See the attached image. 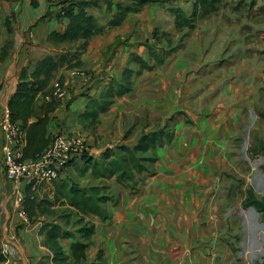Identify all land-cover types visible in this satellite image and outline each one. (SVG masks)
I'll return each mask as SVG.
<instances>
[{
	"label": "crops",
	"instance_id": "0c3cea01",
	"mask_svg": "<svg viewBox=\"0 0 264 264\" xmlns=\"http://www.w3.org/2000/svg\"><path fill=\"white\" fill-rule=\"evenodd\" d=\"M84 1L88 0H59L58 4L46 0H0V52L9 45L6 56L0 60V88L6 106L16 91L21 71L30 73L38 61L56 52L47 37L53 31L63 32L68 24V19L59 13L61 8ZM196 1L174 0V3L187 9ZM126 3L127 0H98L97 6L88 7L87 12L102 31L65 47L64 52L78 48L82 65L61 73L66 96L50 115L47 136L51 140L61 132L71 133L78 126V117L87 109L84 90L89 85L93 90L103 82H97V78L91 77L92 73L99 74L105 65L108 66L106 71L118 70L132 54L130 47L126 50L121 42L116 45L117 40L128 39L133 48L134 41L151 26L160 8L158 4L147 5L139 13H129L119 26H108L117 4ZM174 77L166 80L173 81ZM169 84L172 88L177 85ZM74 87L76 90L72 89ZM68 89L72 93L70 101ZM146 95L147 108L143 111L150 119L157 110L153 111L150 104L152 90ZM108 112L112 114L115 129H120L123 113L132 114L129 108L114 102ZM105 122L107 119L96 125L97 128ZM242 122L241 114L238 117L234 111L222 108L214 110L209 121L199 122L196 136L181 135L182 121L176 122L172 141L154 149L156 161L146 165L148 173L140 178L136 191L119 186L116 190L119 200L112 203L104 221L96 216L85 217V222L94 226L85 258L75 263L71 252V244L83 242L81 235L59 241L68 263L262 264L264 223L261 217L246 214L245 194L241 197L234 193L236 182L245 175L242 177L241 172L231 170L229 165L241 157L231 144L233 136L244 127ZM58 181L56 184L72 185L64 174ZM56 184L42 183L35 188L38 200L53 204L41 207L49 212L23 222L14 205V183L6 177L0 155V228H6L5 233L1 232L0 241L13 249V264H56L53 253L45 247L48 226L56 225L63 230L65 227H62L68 225L57 209L76 213L56 201ZM27 186L24 180L17 184L23 194ZM101 207L104 209V205Z\"/></svg>",
	"mask_w": 264,
	"mask_h": 264
},
{
	"label": "rangeland",
	"instance_id": "374dc122",
	"mask_svg": "<svg viewBox=\"0 0 264 264\" xmlns=\"http://www.w3.org/2000/svg\"><path fill=\"white\" fill-rule=\"evenodd\" d=\"M158 5L160 10H157L155 20L139 34L133 48L128 39L117 40L116 45L121 42L126 50L132 49L129 58L118 66V70L109 68L106 71L108 66L105 65L99 74L93 72L91 77L103 82L93 90L87 83L89 88L82 94L86 108L95 112V104L109 101L105 99L109 87L112 92L129 88V93L116 97L112 103L129 108L132 114L123 113L120 129H115L114 119L108 111L99 115L96 124L88 119L80 121L78 117V126L71 133L80 136L84 150L73 157L62 175L66 181L81 188L99 187L101 196L111 199L102 204L107 213L114 200H119L117 188H125L107 174L111 160H123L122 147L132 148L141 136L159 130L174 137L176 122L181 121V135H199L196 129L199 122L209 121L213 111L222 108L234 111L238 117L243 116L241 126L244 127L233 136L231 144L239 150L241 161H231L229 165L245 178L236 182L234 193L241 197L245 194L246 198L251 190L258 200L264 201V152L261 151L264 147V1L219 0L211 6L198 7L194 17H190L193 3L187 9L178 7L174 0ZM178 9L184 18L179 23L187 20L188 26H176ZM67 53L79 55L78 48ZM166 76L175 77L168 82L166 78H170ZM171 82L177 85L172 88ZM72 89L76 90L75 87ZM150 89V104L157 113H152L149 119L143 108H147L144 101ZM71 95L70 92L68 101ZM106 119L107 123L97 128ZM155 154L152 149L137 156L156 158ZM95 163L100 164L97 174L91 167ZM142 176H135L128 184L137 186ZM243 208L248 216L261 217L264 223V218L254 208L244 207V202ZM57 210L68 224L62 227H65L63 230L80 238L81 226L75 223L74 212ZM263 258L264 251L262 262Z\"/></svg>",
	"mask_w": 264,
	"mask_h": 264
},
{
	"label": "trees",
	"instance_id": "16d2710c",
	"mask_svg": "<svg viewBox=\"0 0 264 264\" xmlns=\"http://www.w3.org/2000/svg\"><path fill=\"white\" fill-rule=\"evenodd\" d=\"M169 1L127 0L126 4H117L116 11L108 26H119L129 13H139L147 5L166 4ZM218 1L210 0L207 2L205 0H197L193 3L190 17H194L197 14L198 7L205 8ZM97 2L98 0L77 2L74 6L61 10L59 13L68 19V24L63 32L53 31L47 37L48 43L56 49V52L38 61L30 73L26 72V70H22L20 73L16 91L10 97L7 106L11 122L19 126L25 133V145L22 153L23 160L38 158L51 142L50 137L47 136V126L51 119L50 115L62 104L61 100L53 96V83L57 82L62 86L64 77L61 73L79 68L82 65L77 54H69L67 51L64 52V49L80 40H88L94 34L102 31L94 17L87 12V8L97 6ZM180 12L178 9L175 16V24L178 28L188 26L187 20L179 23L181 19H184ZM8 47L9 45L3 47L0 52V60L6 56ZM108 89L105 99H109V101L103 104H95V112L90 111L88 107L79 116L80 121L88 119L92 124H96L99 115L108 111L113 99L121 97L130 91L129 88L118 89L116 92H112L110 87ZM172 139V134L168 135V133L162 130L141 136L132 148H121V153L124 154L123 160L113 159L109 162L107 168L108 176L115 177L117 183L122 184L130 192L136 191L135 183H128L132 182L135 176H142L144 173H148L145 163H154L156 161L155 157L143 158L138 157L137 154L147 153L156 147H162L165 142L169 143ZM261 151L264 152V147H261ZM99 165L95 163L91 166L94 174L98 173ZM101 177L105 176L101 174ZM55 188L56 201L59 200L76 210L75 215L78 218L75 223L80 226L85 225V227H80L79 229L83 242L76 241L71 244L72 257L75 263H77L85 258V250L88 247L87 241L94 234V226L89 222H85V217L96 216L102 220L107 219L108 215L101 207V204L111 199L101 196L100 188L95 186L80 188L76 185L62 182L56 184ZM114 203H116V200H114ZM48 204L51 205L53 203L47 200H38L35 196V188L30 185L27 186L24 192L23 209L29 220L36 218L39 214L46 211L49 212L48 209L41 208ZM244 207L254 208L264 218V201L258 200L251 190L247 192ZM84 222L85 224H82ZM48 227L45 247L53 253V262L56 264H70L59 241L74 236H71L69 232H65L59 226L50 224ZM4 261L5 259L0 255V264L4 263ZM262 264H264V258Z\"/></svg>",
	"mask_w": 264,
	"mask_h": 264
},
{
	"label": "built area",
	"instance_id": "2783aa9c",
	"mask_svg": "<svg viewBox=\"0 0 264 264\" xmlns=\"http://www.w3.org/2000/svg\"><path fill=\"white\" fill-rule=\"evenodd\" d=\"M46 1L52 4L59 3V0ZM61 10L64 9L61 8ZM53 88V96L56 99L65 98L66 92L59 83L54 82ZM0 132V155L4 173L14 183V205L18 207V215L23 222H27L28 217L23 209L24 194L18 189L17 184L24 180L31 187L36 188L42 183L57 182L62 177V170L72 162L74 156L84 150V144L78 134L61 132L51 140L38 158L23 160L25 133L19 126L11 122L8 106L3 103L1 88ZM0 230L2 233L6 232L5 227H1ZM0 255L5 259L2 264H13V249L4 241H0Z\"/></svg>",
	"mask_w": 264,
	"mask_h": 264
},
{
	"label": "bare ground",
	"instance_id": "6f19581e",
	"mask_svg": "<svg viewBox=\"0 0 264 264\" xmlns=\"http://www.w3.org/2000/svg\"><path fill=\"white\" fill-rule=\"evenodd\" d=\"M234 120V119H233ZM191 191V190H190Z\"/></svg>",
	"mask_w": 264,
	"mask_h": 264
}]
</instances>
